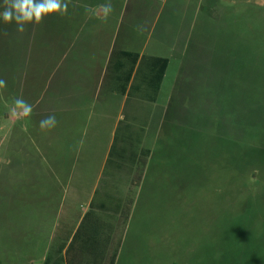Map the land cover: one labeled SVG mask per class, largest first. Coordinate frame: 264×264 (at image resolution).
<instances>
[{
    "label": "rangeland",
    "instance_id": "374dc122",
    "mask_svg": "<svg viewBox=\"0 0 264 264\" xmlns=\"http://www.w3.org/2000/svg\"><path fill=\"white\" fill-rule=\"evenodd\" d=\"M71 2L76 3L70 4L76 12L92 13L84 0ZM188 16L187 53L179 59L168 45L162 50L170 65L155 114L144 123L138 119L133 123L126 116L116 135L112 127L117 118H111L113 124H108L98 144H94L91 125H83L65 143L63 105L55 102L60 110H43L52 94L76 89L74 84L60 85L50 67L45 72L35 68L36 79L32 69L23 78V84L27 83L19 89L28 88L33 79L29 93L34 100L40 98L41 108H33L16 126L10 125L8 117L18 112L13 111L14 86L0 89V142L8 139L0 146V158L9 161H0V255L5 254L0 264H47L49 260V264H67L68 256L59 248L78 235L75 248L93 234L90 219L94 214L103 218L100 235L95 237L102 235L104 243L110 242L105 260L96 264H264V0H194ZM115 22L106 19V23ZM92 27L88 22L86 33ZM162 27L163 21L157 32ZM125 29L123 25L121 31ZM0 30L5 38L2 45L17 47L8 40L14 37L16 25L0 21ZM121 39L117 37L115 53L121 49ZM85 55L92 58L96 53L91 47ZM2 69L0 63V78ZM62 72L63 68L57 73ZM109 73L110 68L103 90ZM174 97L176 105L187 101L170 131L164 119ZM50 115H55L57 126L41 130L39 122ZM129 126L143 128L139 143L152 155L162 142L159 163L145 186L147 171L140 169L132 173L134 182L128 180L123 191L125 210L131 214L126 225L115 216V205H109L112 212L97 209L92 194L94 189L100 193L104 184L97 177L106 165L107 144L115 143ZM257 132L261 137L251 135ZM150 157L141 156L148 164ZM250 170L255 174L244 176ZM20 238L22 244L17 247L22 254L13 256ZM44 241L53 244L47 262ZM90 259L82 256V264H95Z\"/></svg>",
    "mask_w": 264,
    "mask_h": 264
},
{
    "label": "crops",
    "instance_id": "0c3cea01",
    "mask_svg": "<svg viewBox=\"0 0 264 264\" xmlns=\"http://www.w3.org/2000/svg\"><path fill=\"white\" fill-rule=\"evenodd\" d=\"M84 1L92 10L90 15L85 16L83 13L76 12L77 9L70 8V4L76 6V3L69 0V9L66 15H49L43 23L27 25L25 32L19 33L15 30L16 33L13 38L12 35L8 36V40L17 44V47L13 49L5 48L2 45L4 35L3 31L0 30V63H2L3 68L1 78L5 81L12 79V82L9 81L7 84L14 86L12 88L13 101L21 97L32 104L33 108L40 107V98L34 100L29 93V90L33 89V79L39 77H35V68H41V71L44 70L45 72V69L50 67L52 78L58 76L60 85L62 84L66 88H70L71 84L76 86L75 91L70 90L73 93L52 94L43 106V110L47 112L53 109L60 110L55 102L58 105H63L61 107L62 112L60 110L61 124L64 133L68 135L65 138V143L68 144L70 143V134L82 131L83 125L92 126L94 144H98L102 138V133L107 131L108 124H113L111 118H117L112 127V133L116 135L121 120L126 119V116L131 118L133 123L137 119L140 123H144L143 121L147 120L149 116H153L155 113L152 112L158 108L161 91L157 97L150 92L146 76L148 59L140 58L135 73L132 75L128 86L126 85V77L129 72L128 62L116 58L112 60L117 37L122 38L120 41L121 49L119 48L121 53H140L141 57L146 55L148 57L168 58L162 54L163 48L168 45L171 52L179 54V59L187 53L191 40V18L188 15L194 0ZM168 4L171 5L166 9ZM109 5H111L110 11ZM106 19L116 22L114 24L106 23ZM161 21H163V27L157 32L156 28ZM88 22H91L93 27L86 33ZM123 25H126L127 29L121 31ZM91 47L96 55L87 58L85 53ZM150 48L151 53L149 54L148 49ZM62 68L64 73L62 72L60 75L57 72H60ZM108 68H110L108 84L103 90L104 75ZM30 69H32L33 77L29 82L30 85L28 88L19 89L20 85L24 86L27 83L26 81L23 84V78H27ZM37 74L41 76L42 72ZM17 90L18 94L15 93ZM61 100L63 103L60 102ZM24 116L22 112L18 111L17 116L8 115L10 119L7 118L10 125L13 123L16 126ZM142 130L143 128L133 130L129 126L123 130L121 135L128 137L129 145L134 142L139 144L140 137L138 134H141ZM3 131L5 132V129ZM4 140L7 141L8 139ZM4 140L0 142L1 147H4ZM13 140H15L14 135L11 137L12 142ZM107 145L108 153L104 162L106 165L97 177V180L100 181H104V172L114 140ZM62 156L64 157V155ZM0 161L4 164L9 162L8 160L5 161L4 157H1ZM132 173L135 172L131 170L129 173L116 174L110 181L132 180L130 179ZM96 191L94 189L93 199ZM109 211H111L110 206L105 212ZM71 243L72 241L68 242L64 249L62 247L59 249L66 256L70 253L71 258H74L72 264H82V249L76 245L72 250L70 248ZM21 244V238L20 241L16 240L13 256H21V249L17 247ZM42 245L44 246L45 262H47V255L51 252L53 244L44 241ZM4 255L1 254L0 256ZM91 260L95 261L94 256H91Z\"/></svg>",
    "mask_w": 264,
    "mask_h": 264
},
{
    "label": "trees",
    "instance_id": "16d2710c",
    "mask_svg": "<svg viewBox=\"0 0 264 264\" xmlns=\"http://www.w3.org/2000/svg\"><path fill=\"white\" fill-rule=\"evenodd\" d=\"M118 59V60H125L129 64V72L127 74V79H126V85L128 86L130 79L132 78V75L136 71V67L140 62V55L136 53H128V52H114L112 54V60L113 59ZM149 60L148 63V71H147V79H148V87L150 89V92H152L155 97H157L162 89V85L165 80V76L167 73V70L170 65V59L169 58H161V57H148L146 58ZM187 89H190V86H188ZM190 93V92H189ZM188 93V94H189ZM176 98H173L172 104L170 105V110L167 112L168 116L164 119V123L166 125V122L171 126L169 127V130L174 129L172 124H176V121L179 120L180 117H178V112L179 114L180 111L184 109V105L186 104L187 98L179 100L180 105H176ZM183 107V109H182ZM182 120V119H181ZM189 125L188 122H184ZM201 128L205 126L204 123L199 124ZM187 128H191L190 126H187ZM264 128V127H262ZM192 129V128H191ZM174 131V130H172ZM254 135V137H261V135L257 132ZM264 135V134H263ZM262 135V139L263 136ZM140 137V136H139ZM228 138V136H227ZM142 140V137H141ZM254 141V140H253ZM161 142L160 141V146L158 147V150L155 152L154 155H152L151 149L145 147L143 145V142H140L138 145L136 143L130 144L129 145V140L128 137L119 135L115 139V143L112 147V151L110 153V158L108 160V164L106 166V170L104 172V184L100 189V193L98 191L95 194V197L93 199L94 203L98 204L96 205L97 209L100 210H106L109 205H115V216L119 219H123V222L127 223L129 222L131 214L125 210V204H126V199L124 196L123 191L125 190L128 180H116V181H110L111 178H113L116 174H124V173H129L131 170L136 172L137 170H146L145 174V181H144V186L146 184V179L149 176V174H152V172H155V168L157 163H159V155H160V149H161ZM235 141H232L234 143ZM126 145V147H124ZM185 146V145H183ZM183 150V149H182ZM150 161L149 164L148 162L142 160L141 156H150ZM174 160V158H173ZM143 161V162H141ZM234 167L236 168H241L238 164L233 163ZM147 167V168H146ZM213 172L216 173V169L214 165H212ZM245 169V166L243 167ZM140 170V171H141ZM239 171V170H238ZM240 172V171H239ZM254 170L246 171L245 175L246 177H250V174L253 175ZM247 173L249 175H247ZM255 174V172H254ZM131 182H134V180H131ZM145 188V187H144ZM97 193L98 196L100 197L99 200L97 199ZM130 204H132L130 202ZM128 206V203L126 204ZM124 207V209H123ZM128 209V207H127ZM127 211V212H126ZM112 212V210H111ZM121 214V215H120ZM107 220V219H106ZM103 221L102 217H98L94 214V217L90 219V222L93 223L91 225V229H93V234H89V239H85V243L83 242L82 244H78L80 248L83 251L82 256H94V263H99V261H103L106 258V255L108 253V248L106 244H109L110 242L104 243L102 241V235L101 238H96L95 236L100 235V231L98 230V226H101V222ZM78 235L73 236L72 243L70 244V248H73L74 241L76 240ZM101 239V240H100ZM70 240V238H69ZM110 240V239H109ZM67 243L64 245L66 247ZM62 246V249H64ZM73 257L71 258V255L69 253L68 255V264H72L73 262ZM50 260L48 261L47 264H49ZM55 264V263H54Z\"/></svg>",
    "mask_w": 264,
    "mask_h": 264
},
{
    "label": "clouds",
    "instance_id": "9594fccd",
    "mask_svg": "<svg viewBox=\"0 0 264 264\" xmlns=\"http://www.w3.org/2000/svg\"><path fill=\"white\" fill-rule=\"evenodd\" d=\"M69 0H3L0 5V21L15 24L16 31L23 33L27 25L41 24L49 15H66ZM109 11L111 5L108 6ZM7 82L0 78V89L6 88ZM13 111L30 116L33 105L21 97L14 101ZM41 130H51L57 126L55 115L45 117L39 122Z\"/></svg>",
    "mask_w": 264,
    "mask_h": 264
}]
</instances>
